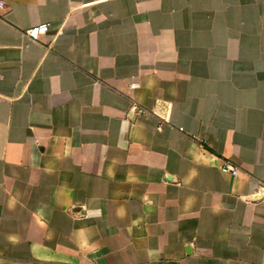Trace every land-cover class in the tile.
Here are the masks:
<instances>
[{
    "label": "crops",
    "instance_id": "crops-1",
    "mask_svg": "<svg viewBox=\"0 0 264 264\" xmlns=\"http://www.w3.org/2000/svg\"><path fill=\"white\" fill-rule=\"evenodd\" d=\"M0 1V264H264V0Z\"/></svg>",
    "mask_w": 264,
    "mask_h": 264
},
{
    "label": "built area",
    "instance_id": "built-area-1",
    "mask_svg": "<svg viewBox=\"0 0 264 264\" xmlns=\"http://www.w3.org/2000/svg\"><path fill=\"white\" fill-rule=\"evenodd\" d=\"M0 7H5V2L4 1H0ZM49 23H42L39 24L35 27H32L31 29H29L27 31V35L33 39V40H38L40 39V37L47 33V31L49 30ZM134 108L137 109L139 112H145L144 109H142L141 107H138L135 103H133ZM221 171L233 176H238L240 173V167L234 163L233 161H231L230 159H225L223 161V164L221 165ZM261 189H259V191L257 192V194H259L261 191H263L264 193V179L261 181Z\"/></svg>",
    "mask_w": 264,
    "mask_h": 264
},
{
    "label": "water",
    "instance_id": "water-1",
    "mask_svg": "<svg viewBox=\"0 0 264 264\" xmlns=\"http://www.w3.org/2000/svg\"><path fill=\"white\" fill-rule=\"evenodd\" d=\"M264 195L263 191H261L259 194L254 195L255 199L262 198Z\"/></svg>",
    "mask_w": 264,
    "mask_h": 264
}]
</instances>
